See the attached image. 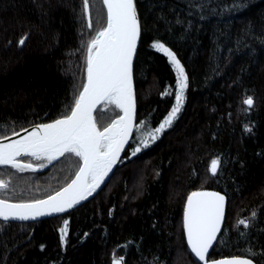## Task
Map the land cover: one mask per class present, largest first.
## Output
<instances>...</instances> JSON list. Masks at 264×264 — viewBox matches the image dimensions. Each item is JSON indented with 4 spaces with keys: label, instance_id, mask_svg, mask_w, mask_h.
I'll return each instance as SVG.
<instances>
[{
    "label": "trees",
    "instance_id": "1",
    "mask_svg": "<svg viewBox=\"0 0 264 264\" xmlns=\"http://www.w3.org/2000/svg\"><path fill=\"white\" fill-rule=\"evenodd\" d=\"M136 1L142 39L129 147L109 182L79 207L36 221L0 219V264H203L185 241L183 214L187 196L208 188L228 197L209 259L250 250L264 264V0ZM89 8L92 29L83 0H0V137L70 114L86 80L87 44L106 25L102 0H89ZM158 42L179 59L188 87L171 125L153 141L149 133L178 93L176 69L153 47ZM121 113L102 104L98 126ZM79 164L65 154L44 171L1 167L9 186L0 198H46Z\"/></svg>",
    "mask_w": 264,
    "mask_h": 264
},
{
    "label": "snow or ice",
    "instance_id": "2",
    "mask_svg": "<svg viewBox=\"0 0 264 264\" xmlns=\"http://www.w3.org/2000/svg\"><path fill=\"white\" fill-rule=\"evenodd\" d=\"M83 3L88 17L87 27L92 29L89 0H83ZM102 3L107 9L106 25L87 44L86 82L75 98L70 114L52 123L38 125L22 140L0 143V165L11 166L19 172L37 171L65 154L74 155L80 161L75 179L47 199L11 203L8 199L0 198V218L3 220H34L53 213H63L86 200L105 183L128 142L135 122L132 59L140 36V24L134 0H102ZM153 47L169 57L179 74L176 105L159 127L149 133L154 141L157 138L155 133H161L166 126H170L180 110L184 90L188 87V77L174 53L161 43H155ZM101 103L114 105L123 112V115L102 129L98 127L93 115ZM244 103L251 107L253 101L249 97ZM144 147H148V144L145 143ZM139 151L140 148L135 149L132 155L135 156ZM20 156H31L37 161L46 160L47 163L34 166L18 160ZM218 166L219 161L213 160V175ZM8 186V182L0 180V195ZM224 201L225 197L215 192H193L188 197L184 228L191 252L204 264H253L250 256L254 254L250 250L248 256L213 261L208 259L209 249L220 231ZM239 223L245 224V221ZM67 224L65 221L62 232L66 230ZM61 238L63 240V236Z\"/></svg>",
    "mask_w": 264,
    "mask_h": 264
},
{
    "label": "water",
    "instance_id": "3",
    "mask_svg": "<svg viewBox=\"0 0 264 264\" xmlns=\"http://www.w3.org/2000/svg\"><path fill=\"white\" fill-rule=\"evenodd\" d=\"M134 2H135V5H136L137 15H138L139 24H140V36H139V39L137 40L135 54H134L133 59H132L133 90H134V97H135V122H134V124H133L132 131H131L130 136H129V138H128V142L124 145L123 150L121 151V153H120V155H119V159H118L117 163L115 164V166L113 167L112 172L109 173V176H108V178H106L105 183L101 184L100 188L96 189V191L93 192L91 196H89L86 200H82L79 204L75 205L73 208L68 209L67 211H65V212H63V213H53L52 215L38 217V218H36V219H34V220H33V219H29V220L9 219V220H6V221H12V222H15V221H18V222L36 221V220H41V219H47L48 217H57L58 215H62V214L68 213V211L73 210V209L79 207V205L83 204L84 202L90 200V198H92V197H94L95 195H97V194L100 192V190H101V189H102V188H103V187L109 182L110 177H111V176L113 175V173L115 172L116 167L118 166V164H119V162H120L121 156L124 154V152L126 151V149L129 147L128 145L130 144V140H131L132 137H133V133H134V130H135V127H136L137 115H138V113H137V106H138V103H137V92H136L135 81H134V65H135V62H136V56H137V53H138V50H139V45H140V42H141V39H142V37H141V34H142V26H141V20H140V16H139V11H138L137 1L134 0ZM89 10H90V8H89ZM87 18H88V17H87ZM85 82H86V80H85ZM102 104H103V103L97 105V108H96V110H95L94 113H93L95 119H96V115H95V114H96V112H97V109H98ZM121 115H123V112L121 113ZM121 115H119V116H121ZM119 116H118L117 118H115L114 120L118 119ZM58 119H61V118H58ZM55 120H57V119H54V121H55ZM54 121L43 122V123H40V124L52 123V122H54ZM96 122H97V121H96ZM40 124H32L31 126H28V127L22 128L20 131H17V132L11 133V135L4 136V137H0V143H2V144H9V143H12L13 141L22 140V139H23L25 136H27L30 132H32L34 129H36L37 126L40 125ZM110 124H111V123H110ZM97 125H98V124H97ZM108 125H109V124H108ZM98 127H99V126H98ZM24 157H31V156H20V157H18L17 159H18V160H22ZM55 161H57V160H55ZM55 161H53L51 164H48L47 167L42 168V169H38L37 171H44L45 169H47V168H49L51 165H53V164L55 163ZM23 162H24V161H23ZM25 163H29V162H25ZM4 166H8V165H0V168H1V167H4ZM34 166H36V165H34ZM73 179H75V176L69 181V183H67V185L70 184L71 181H72ZM67 185L64 186V187H62V188H60L59 190H57V192H58V191H61V190H62L63 188H65V187H67ZM193 192H215V193H219L220 195H223V196L225 197V201H224V216H223V220H222L221 225H220V231L217 233V238H216V240L213 242V246L209 249V256H208V259H209V258H210V255H211V250H212V248L215 246V244L217 243L218 238L220 237L221 232H222V230H223L222 228H223V226H224V224H225V221H226V218H225V217H226L227 209H228V207H227V204H228V197H227L223 192H221L220 190L218 191V190H216V189H212V188H208V189H198L197 191H193ZM193 192H191V193L187 196V200H188V197H189ZM55 193H56V192H55ZM55 193L52 194V195H55ZM49 196H50V195H49ZM47 197H48V196H46V198H42V199H47ZM9 202H11V203H20V202H17V201H14V202L9 201ZM25 202H30V201H25ZM186 206H187V201H186L185 206H184V212H185V208H186ZM0 219L3 220L2 218H0ZM183 220H184V214H183ZM3 221H4V220H3ZM183 231L185 232V241H187V234H186V231H185V228H184V222H183ZM187 245H188V242H187ZM188 248L190 249L189 245H188ZM190 251H191V249H190ZM193 255L195 256L194 253H193ZM233 257H234V256H233ZM195 258L199 261V259H198L196 256H195ZM224 258H231V257H222V258H220V259H219V258H218V259H215V258L213 259V258H212V259H209V261H213V260H221V259H224ZM199 262H202V261H199ZM203 264H204V262H203ZM253 264H256V262H254V260H253Z\"/></svg>",
    "mask_w": 264,
    "mask_h": 264
},
{
    "label": "rangeland",
    "instance_id": "4",
    "mask_svg": "<svg viewBox=\"0 0 264 264\" xmlns=\"http://www.w3.org/2000/svg\"><path fill=\"white\" fill-rule=\"evenodd\" d=\"M159 43V42H158ZM162 44V43H161ZM164 45V44H163ZM165 46V45H164ZM166 48H168L172 53H173V51H172V49L171 48H169V47H167V46H165ZM161 52H163L162 50H160ZM164 53V52H163ZM165 54V53H164ZM166 55V54H165ZM167 56V55H166ZM168 57V56H167ZM176 57V56H175ZM169 58V57H168ZM176 59L177 60H179L177 57H176ZM174 65V64H173ZM180 65L182 66V64L180 63ZM183 67V66H182ZM174 68L176 69V67H175V65H174ZM184 69V74L186 75V71H185V68H183ZM176 74H177V79H178V82H179V74H178V72H177V70H176ZM177 90L179 91V87L177 88ZM185 91L186 90H184V93H183V100H182V105H183V102H184V95H185ZM182 105H181V107H182ZM181 107H180V109H181ZM178 113V112H177ZM177 113L175 114V116L177 115ZM167 127V126H166ZM165 127V128H166ZM157 135H159V133H156ZM144 143H147V141L146 142H144ZM114 264H117V262H116V260L114 261Z\"/></svg>",
    "mask_w": 264,
    "mask_h": 264
}]
</instances>
